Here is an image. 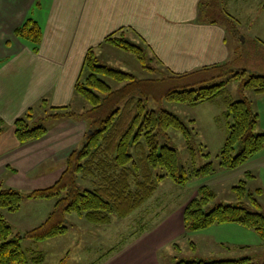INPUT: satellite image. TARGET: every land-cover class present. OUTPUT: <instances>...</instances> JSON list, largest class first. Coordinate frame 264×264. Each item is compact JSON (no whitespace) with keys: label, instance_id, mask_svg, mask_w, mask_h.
<instances>
[{"label":"trees","instance_id":"16d2710c","mask_svg":"<svg viewBox=\"0 0 264 264\" xmlns=\"http://www.w3.org/2000/svg\"><path fill=\"white\" fill-rule=\"evenodd\" d=\"M212 3L201 6L206 21L217 23L216 17L229 22L233 20L219 5ZM14 35L27 43L33 52L38 51L42 32L37 22L25 20L14 31ZM103 44L133 55L144 69L148 66L149 60L144 49L126 40L123 29L107 36ZM225 66L174 75L185 77ZM148 70L156 71L152 67ZM231 72V78L240 80L243 88L255 94H264V76L246 70ZM108 81L121 86L113 88ZM145 82L136 80L129 73L101 64L92 49L87 51L74 91L89 108L77 114L68 107H48L49 112L45 118L86 117L91 122L90 132L82 148L67 157L64 171L51 186L33 190L26 195L11 188H0V209L9 213H15L21 208L23 198L54 202L52 211L43 223L14 236L12 228L0 213V264H29L21 240L43 242L65 235L68 232L67 215L76 214L89 223L106 225L112 217L123 219L137 210L152 197L159 183L166 178L174 184L185 186L192 177L213 174L215 169L211 162L189 173L185 172L179 166L176 149L160 142L161 136H167V132L174 129L180 131L189 143L192 130L180 118L167 111L145 110L141 98L146 93ZM225 88L226 82L198 89H171L162 97L169 102L195 106L224 96ZM225 102L232 122L217 156L218 166L225 170H235L263 150L264 132H256L258 115L253 112L247 98L235 102L226 98ZM44 104L46 101L41 102V106ZM32 116L33 110L29 109L23 117L14 121V135L21 144L38 140L46 134L42 125L30 127ZM238 144L240 150L234 154ZM245 177L250 179L253 176L246 173ZM82 180L89 181V189L81 190L78 182ZM233 192L237 203L216 205L205 212L204 207L215 199V193L208 186L200 187L197 195L183 209L185 232L202 231L214 225L236 224L252 229L264 242V214L258 211L261 205L255 197L261 193V189L254 193L247 191L245 180H240L233 187ZM34 261H40V257ZM173 264L253 262L247 257L208 262L179 260Z\"/></svg>","mask_w":264,"mask_h":264},{"label":"crops","instance_id":"0c3cea01","mask_svg":"<svg viewBox=\"0 0 264 264\" xmlns=\"http://www.w3.org/2000/svg\"><path fill=\"white\" fill-rule=\"evenodd\" d=\"M204 3L205 0H0V188L21 193L16 186H34V190L49 187L64 171L67 157L82 148L89 125L77 121L78 115L54 119L51 131L45 128L42 138L23 144L15 138L13 124L29 109L33 110L31 121L35 120L37 109L44 115L49 112L48 107L74 111L76 104L81 112L75 113L86 110L74 85L81 76L87 51L92 49L101 63L111 67L119 59L123 63L131 60L123 55L125 52L103 44L107 36L123 29L124 38L141 46L151 64L170 74L192 73L233 62L238 50L228 43L224 26L204 19ZM27 19L41 28L37 52L14 35ZM248 39L251 41L252 37ZM253 94L255 98L249 101L258 115L256 130L262 133L264 94ZM42 101L46 104L41 106ZM53 146L56 150H52ZM52 156L60 159L61 166L51 174L44 163ZM21 169L30 178L20 179L24 176ZM235 170L243 176L250 173L253 177L249 180L264 175V148ZM27 200L31 202L29 220L38 222L52 211L49 200ZM188 202L176 215L145 228L120 249H106L99 254L98 250L99 256L94 255L89 264H163L159 256L163 246L185 232L182 213ZM86 238L92 239V234L85 233L83 240ZM87 250L91 252L93 248ZM39 257L38 262L34 261L37 257H27L29 264H40L42 255Z\"/></svg>","mask_w":264,"mask_h":264},{"label":"rangeland","instance_id":"374dc122","mask_svg":"<svg viewBox=\"0 0 264 264\" xmlns=\"http://www.w3.org/2000/svg\"><path fill=\"white\" fill-rule=\"evenodd\" d=\"M212 2L233 17L230 22L216 17L217 22L227 31L228 43L234 44L238 50L233 62L221 69L177 77L150 62L148 66L156 71H149L148 66L144 69L133 55L125 52L123 55L130 57V61L123 63V60L119 59L120 63H114L115 67H109L129 73L136 80L147 81L144 83L146 93L143 97L141 96L146 111H167L180 118L192 130L189 143L180 131L174 129H170L167 136L160 137L162 144L176 149L180 168L189 173L211 162L215 169L213 174L192 177L185 186L174 184L166 178L159 183L152 197L137 210L123 219L112 217L107 225L89 223L84 219H79L76 214L67 215V234L43 242L22 241L21 246L23 251H26L28 259L39 257L41 254L40 264H89L95 258L94 255L99 256L96 254L98 250V254L111 248L116 251L130 242V238L138 236L145 228L150 229L154 224L161 223L167 216L170 218L176 215L185 203L195 197L202 186H208L215 193V199L204 207V211L208 212L216 205L237 203L233 187L237 186L240 180H245L247 191L254 193L257 189H261V193L256 194L255 197L261 205L258 211L264 214V175H259L256 180H249L240 174V171L235 170L236 176H234V172L220 168L217 159L226 139L228 126L232 122L225 99L235 102L244 98L252 100L254 97L251 90L242 87L240 80L231 78V71L246 70L252 74L264 76V0H205L204 4ZM248 37H252L251 41ZM243 78L246 79V77ZM108 82L113 88L121 86L115 82ZM221 82H226L224 96L195 106L169 102L162 97L166 91L171 89H198L218 85ZM80 100L88 109V104L82 98ZM73 110L81 112V107L75 104ZM45 117L39 109L35 110V120L29 122L30 127L42 125L51 131L52 125L56 122L54 119ZM75 119L89 125L84 132L86 136L90 132V120L82 116H76ZM256 132L259 133V130ZM52 150H56V147L53 146ZM239 150L240 145L238 144L234 154H237ZM44 164V167H49L52 174L58 172L61 161L52 156ZM21 172L24 176L19 177L20 179L30 178L27 173H23V170ZM5 180L6 178L3 177L4 182ZM78 185L81 190L90 188L88 180L79 181ZM25 187L16 186L25 195L35 188L34 186ZM28 203L31 202L23 198L22 209L18 214L0 209V213H4L5 220L13 230V236L36 228L46 219L43 217L44 219H41L43 222L29 220ZM48 203L52 209L54 202ZM85 233L87 235L91 233L92 239L83 240ZM94 233L99 235L98 239L94 238ZM89 247L93 248L91 252L87 250ZM159 256L163 264H172L179 260L208 262L247 257L252 260L253 264H261L264 261V242L252 229L236 224L214 225L202 231L183 232L170 239L161 249Z\"/></svg>","mask_w":264,"mask_h":264}]
</instances>
